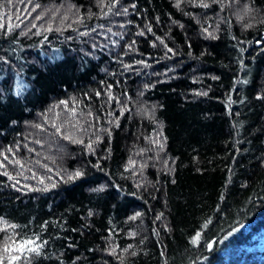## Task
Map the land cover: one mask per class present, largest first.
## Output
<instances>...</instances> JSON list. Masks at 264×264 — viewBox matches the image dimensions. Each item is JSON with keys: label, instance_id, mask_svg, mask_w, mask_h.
Here are the masks:
<instances>
[{"label": "trees", "instance_id": "trees-1", "mask_svg": "<svg viewBox=\"0 0 264 264\" xmlns=\"http://www.w3.org/2000/svg\"><path fill=\"white\" fill-rule=\"evenodd\" d=\"M0 162L16 264H264V0H0Z\"/></svg>", "mask_w": 264, "mask_h": 264}, {"label": "snow or ice", "instance_id": "snow-or-ice-1", "mask_svg": "<svg viewBox=\"0 0 264 264\" xmlns=\"http://www.w3.org/2000/svg\"><path fill=\"white\" fill-rule=\"evenodd\" d=\"M204 6L207 7V5H204ZM35 7H39V5H36ZM125 11H127V10H125ZM37 18L39 19L40 17H37ZM205 31H207V29H205ZM257 43H260V42L257 41ZM169 51H171V50H169ZM67 138L69 140L72 139L71 136H68ZM76 142L81 143V144L83 143L82 140H78ZM92 143H94V142H92ZM92 143L88 144L89 149H92ZM157 143H159V141H157ZM0 165H2V162H0ZM134 165H135V162L130 161V166H134ZM81 175L82 174L77 171L74 174V176L70 177V178H78ZM137 215H139V213H137ZM132 218L135 219V217H132ZM10 227H12L14 229L16 226L11 225ZM198 238H199V234H197V236L193 239V243H195ZM36 239H38V238H36ZM36 239H26V240L20 241L19 243L12 242L10 244H6L4 246V253L7 255H6V257L3 255H0V264H4L5 258H7L8 264H16V262L21 261L22 258H25L24 257L25 253H36V252H38L40 250V248L42 247V245L38 244L36 242ZM13 244H14V246H13Z\"/></svg>", "mask_w": 264, "mask_h": 264}, {"label": "rangeland", "instance_id": "rangeland-1", "mask_svg": "<svg viewBox=\"0 0 264 264\" xmlns=\"http://www.w3.org/2000/svg\"><path fill=\"white\" fill-rule=\"evenodd\" d=\"M260 246H264V233L263 235L261 236V239H260Z\"/></svg>", "mask_w": 264, "mask_h": 264}]
</instances>
